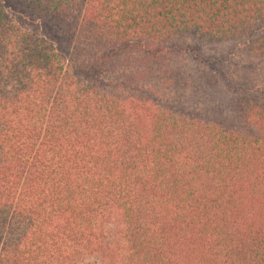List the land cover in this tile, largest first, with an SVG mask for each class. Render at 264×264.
<instances>
[{"label": "trees", "instance_id": "16d2710c", "mask_svg": "<svg viewBox=\"0 0 264 264\" xmlns=\"http://www.w3.org/2000/svg\"><path fill=\"white\" fill-rule=\"evenodd\" d=\"M225 42L264 59V0H0V264H264V92Z\"/></svg>", "mask_w": 264, "mask_h": 264}, {"label": "rangeland", "instance_id": "374dc122", "mask_svg": "<svg viewBox=\"0 0 264 264\" xmlns=\"http://www.w3.org/2000/svg\"><path fill=\"white\" fill-rule=\"evenodd\" d=\"M204 51L208 52L210 57H213L214 60L223 61L225 64V72L228 75L234 76V69H237L241 66H245L246 61L252 63L251 70L254 75L253 83L256 85V88L259 91L264 92V59L250 60L251 58L246 57L243 54L235 42H225L220 45H209L204 47ZM236 72L238 70H235ZM219 98L221 97L220 93H211Z\"/></svg>", "mask_w": 264, "mask_h": 264}]
</instances>
